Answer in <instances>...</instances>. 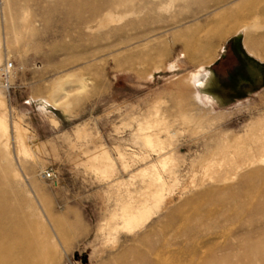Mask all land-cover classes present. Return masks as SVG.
Wrapping results in <instances>:
<instances>
[{"label": "rangeland", "instance_id": "rangeland-1", "mask_svg": "<svg viewBox=\"0 0 264 264\" xmlns=\"http://www.w3.org/2000/svg\"><path fill=\"white\" fill-rule=\"evenodd\" d=\"M118 1L135 5L90 15L83 0H0V197L15 199L14 223L30 236L23 256L264 264V164L240 166L233 183H203L208 161L242 138L252 146L264 120V2ZM236 34L262 66H167L185 49L201 53L210 39ZM18 134L30 154L19 155ZM162 183L164 203L126 232L115 216Z\"/></svg>", "mask_w": 264, "mask_h": 264}, {"label": "bare ground", "instance_id": "bare-ground-1", "mask_svg": "<svg viewBox=\"0 0 264 264\" xmlns=\"http://www.w3.org/2000/svg\"><path fill=\"white\" fill-rule=\"evenodd\" d=\"M83 1L91 5L90 10L88 11V14L90 15L99 14L100 10L102 8H105L106 4H107V8L110 6L111 8L112 7L117 8L120 6L127 7L129 5L130 6L135 5L133 4L132 1L128 3L126 2L127 4L125 2L124 4L118 3L119 2L118 0L112 1V3L111 1H109V3H106L104 2V0H96V3L94 4L93 3L90 4L92 0H83ZM120 1H124V0H120ZM260 1L264 2V0H260ZM254 8L258 10L259 6L256 5ZM253 29L254 27L252 26H245L241 30H244L247 34L248 33L250 34L253 31ZM95 30L98 31L99 27L91 29V31L93 32H95ZM206 98L208 102H211L212 98L210 97H206ZM3 107H4V102L0 100V125H1V119H3L5 114V109H3ZM255 126L256 129L255 131L252 132L251 135L252 146H248L245 143V139L242 138L239 140L241 141V145L238 149L231 150V148L230 149L227 148L226 150L224 149L223 152L213 157L210 161H208L206 165L205 180L203 181V183L205 181H213L214 183H219V184H222L227 181H231L233 183L234 178L239 172L240 166H242L243 168L246 167L248 168V167H252L253 165H256L257 163L264 164V120L262 121L261 119V121ZM1 133L3 136H7L8 129L3 128L1 130ZM24 140L25 139L22 136V134L20 135L18 134L17 142L19 149L18 151L20 153L19 155L30 154L29 149L26 147L27 144L25 145L26 140L25 141ZM145 140L148 142V144H152L154 138L152 136H146ZM257 172L258 175L264 174V169H260ZM239 187L243 188L245 186L244 184L241 183ZM224 189L227 188L225 187L222 190ZM247 192H249V190ZM166 193H168L167 185L162 183L160 184L159 188L155 190H151L149 196L139 206L136 207L130 205L129 211H125L124 214H122L121 216L117 215L115 216V218H120L122 220L123 228L126 232L131 233L137 229H140L149 219L151 210L154 207L157 208L160 207L164 203ZM12 201H15V199H13L12 197L5 195L0 197V206L2 207V210L0 211V264H31L32 262H29L27 258L23 256L24 254L32 250L31 239L28 232L23 231L21 227H19L14 223L15 216L20 211L19 210L11 211L9 209L8 205L11 204ZM240 201L243 204L242 200ZM248 209L252 214L257 213L259 211L257 206L249 205ZM30 227L31 226L27 224L25 226V229L29 230ZM36 264H40V263H36Z\"/></svg>", "mask_w": 264, "mask_h": 264}, {"label": "crops", "instance_id": "crops-1", "mask_svg": "<svg viewBox=\"0 0 264 264\" xmlns=\"http://www.w3.org/2000/svg\"><path fill=\"white\" fill-rule=\"evenodd\" d=\"M186 61H189V63L193 62V64L199 62L201 63L199 66H262L248 51L242 34L224 38L214 37L207 43V50L201 53H186L185 49V51H182L177 61L169 63L167 66H179V62L187 63ZM158 67L160 68V66H157L155 71L161 69L157 70Z\"/></svg>", "mask_w": 264, "mask_h": 264}, {"label": "built area", "instance_id": "built-area-1", "mask_svg": "<svg viewBox=\"0 0 264 264\" xmlns=\"http://www.w3.org/2000/svg\"><path fill=\"white\" fill-rule=\"evenodd\" d=\"M12 69H13L12 68V64H8V65L4 66L1 69V75H3L4 78L9 77V74L11 73ZM44 177L47 178V179L54 180L56 178V175L51 170H46L44 172Z\"/></svg>", "mask_w": 264, "mask_h": 264}]
</instances>
